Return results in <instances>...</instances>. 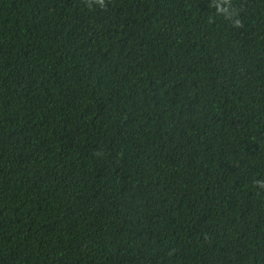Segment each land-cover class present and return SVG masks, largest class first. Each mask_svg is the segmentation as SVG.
Wrapping results in <instances>:
<instances>
[{"label": "trees", "instance_id": "obj_1", "mask_svg": "<svg viewBox=\"0 0 264 264\" xmlns=\"http://www.w3.org/2000/svg\"><path fill=\"white\" fill-rule=\"evenodd\" d=\"M0 264H264V0H0Z\"/></svg>", "mask_w": 264, "mask_h": 264}]
</instances>
